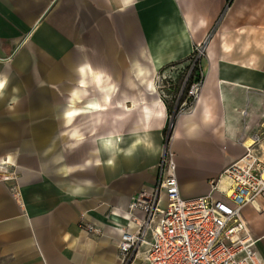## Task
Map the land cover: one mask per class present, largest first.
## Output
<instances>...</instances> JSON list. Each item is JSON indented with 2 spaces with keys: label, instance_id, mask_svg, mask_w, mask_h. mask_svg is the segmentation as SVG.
<instances>
[{
  "label": "crops",
  "instance_id": "1",
  "mask_svg": "<svg viewBox=\"0 0 264 264\" xmlns=\"http://www.w3.org/2000/svg\"><path fill=\"white\" fill-rule=\"evenodd\" d=\"M200 45L201 91L168 140L170 65ZM0 85L19 102L0 132V264H122L166 148L184 198L227 185L254 134L264 161V0H0ZM242 214L264 262V202Z\"/></svg>",
  "mask_w": 264,
  "mask_h": 264
},
{
  "label": "built area",
  "instance_id": "2",
  "mask_svg": "<svg viewBox=\"0 0 264 264\" xmlns=\"http://www.w3.org/2000/svg\"><path fill=\"white\" fill-rule=\"evenodd\" d=\"M203 56L204 47L197 46L190 65L181 67L184 79L176 99L178 111L189 106V101L193 103L201 91L202 70L198 79L192 73ZM166 80V76H159L158 85L165 86ZM186 88L187 96L180 104ZM170 118L169 126L173 127V115ZM260 139V134H254L245 145L244 155L225 168L227 185L220 177L211 182L207 195L193 198L182 196L175 154L166 148L155 193L147 196L142 192L130 205L132 211L141 210L144 217L136 231L122 232V264L135 258L144 245L148 264H264L242 214L247 204L264 202V161L254 151ZM7 162L8 159L0 158V170L6 169ZM87 229L101 232L93 225H87Z\"/></svg>",
  "mask_w": 264,
  "mask_h": 264
},
{
  "label": "trees",
  "instance_id": "3",
  "mask_svg": "<svg viewBox=\"0 0 264 264\" xmlns=\"http://www.w3.org/2000/svg\"><path fill=\"white\" fill-rule=\"evenodd\" d=\"M192 59H193V54L190 57H188L187 59L183 60V61H179L177 63H174V64L170 65V67H173L174 65H176V66L184 65L187 68V66L190 65V62L192 61ZM200 71H201V60H199L196 63L195 69H194V71L192 73L193 77L198 79L199 76H200ZM180 74H181V76L178 78V81L175 82V83L172 82L173 83V85L171 87V90L173 91L172 102L171 103L166 102V104L168 106L169 115L170 116L173 115V119H172L173 122L175 121V119H176L175 117H176V114L178 112V107L176 109V99H177L178 93H179V91H180V89L182 87V84H183L184 69L180 72ZM186 96H187V88L185 89L183 95L181 96L180 104L185 100ZM189 102H188V104L190 105ZM170 120H171V118L169 119L168 126H169Z\"/></svg>",
  "mask_w": 264,
  "mask_h": 264
},
{
  "label": "rangeland",
  "instance_id": "4",
  "mask_svg": "<svg viewBox=\"0 0 264 264\" xmlns=\"http://www.w3.org/2000/svg\"><path fill=\"white\" fill-rule=\"evenodd\" d=\"M7 62V61H6ZM5 66H7V65H5ZM4 65H2V70L4 69V67H5ZM8 94V92L7 91H2L1 93H0V102H2V100L4 99V96H6ZM172 97H170L169 96V100H171V102H172ZM19 102H18V100H13V103L11 104V103H7L6 105H4V106H1L0 105V116H2V117H0L1 119H0V132L2 131H7L8 130V126L10 125V124H8V123H5L3 120H7V117H8V115H10V114H12V113H14L15 111H16V109H17V104H18ZM3 121V122H2ZM11 126V125H10ZM172 129V127L171 126H168V131H167V133H169V131ZM8 142H9V140L8 139H5V138H3V137H1L0 138V155H2V154H5V153H7L8 151H10V150H8L9 148V144H8ZM8 145V146H7ZM6 149V150H5ZM6 151V152H5ZM164 154V153H163ZM5 159H8V158H5ZM9 165V162H7V164H5V167L6 166H8ZM4 171V170H3Z\"/></svg>",
  "mask_w": 264,
  "mask_h": 264
},
{
  "label": "water",
  "instance_id": "5",
  "mask_svg": "<svg viewBox=\"0 0 264 264\" xmlns=\"http://www.w3.org/2000/svg\"><path fill=\"white\" fill-rule=\"evenodd\" d=\"M171 135H172V130L169 133L168 140L171 138Z\"/></svg>",
  "mask_w": 264,
  "mask_h": 264
},
{
  "label": "snow or ice",
  "instance_id": "6",
  "mask_svg": "<svg viewBox=\"0 0 264 264\" xmlns=\"http://www.w3.org/2000/svg\"><path fill=\"white\" fill-rule=\"evenodd\" d=\"M0 86H2V85H0Z\"/></svg>",
  "mask_w": 264,
  "mask_h": 264
},
{
  "label": "bare ground",
  "instance_id": "7",
  "mask_svg": "<svg viewBox=\"0 0 264 264\" xmlns=\"http://www.w3.org/2000/svg\"><path fill=\"white\" fill-rule=\"evenodd\" d=\"M228 181V180H227Z\"/></svg>",
  "mask_w": 264,
  "mask_h": 264
}]
</instances>
